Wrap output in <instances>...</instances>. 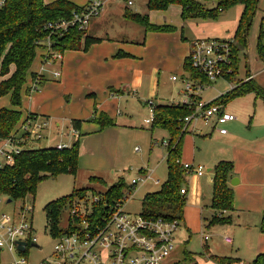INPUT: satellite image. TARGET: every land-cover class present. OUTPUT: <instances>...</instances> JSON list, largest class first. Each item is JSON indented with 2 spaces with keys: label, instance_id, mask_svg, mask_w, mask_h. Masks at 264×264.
<instances>
[{
  "label": "rangeland",
  "instance_id": "374dc122",
  "mask_svg": "<svg viewBox=\"0 0 264 264\" xmlns=\"http://www.w3.org/2000/svg\"><path fill=\"white\" fill-rule=\"evenodd\" d=\"M71 1L77 5H86L91 0ZM104 1V10H109L115 13L114 15L116 17H119L117 21L119 25L115 26L116 29L118 31L125 29L126 32L125 39H119L124 41L116 42L115 44L119 45L117 53L119 51H125L132 56L133 54L142 53L141 49L143 45L139 46L137 42L145 34V29L138 22H131L132 20L125 17L128 20L127 22L121 17V12L126 11L124 8L126 2L122 0ZM147 1L133 0V6L126 8L131 12L136 13L139 11V13L143 12L144 14L147 12ZM199 1L204 2L208 7H212L214 3V0ZM152 11V21L149 20V22L151 25L157 27L165 26L162 24H165L167 20L173 23L179 22L180 20L179 13L177 12L178 7L176 6L170 8L168 12L160 10ZM241 11V5L237 4L221 12L215 19H198V21L208 23L210 29L218 32L217 35L211 37L212 39H231L229 34L233 32L232 26L235 22H238ZM172 28H175L174 32L156 31L154 33L160 35H175L177 27L173 26ZM177 33L181 37V30ZM225 35L229 37H223ZM167 39H170L168 42V46L170 47L174 36H170V38H167V36L151 38L150 41L145 39L147 43L145 56L138 60L143 62L144 65L159 66L163 69L159 96L156 98V94L151 99L156 104L169 101L177 94V90L180 87V84L172 81L173 75H180V67L177 68V64L172 66L171 61H167V54L162 50L163 45H165L164 40ZM259 43L264 46V0H259L257 10L252 17L251 25L247 32L246 44H248V48L239 54L240 64L236 80L227 81L224 78H220L212 82L202 92L204 101H211L221 94L229 92L238 81L241 79L244 80L249 73L255 74V85L264 87V59H259ZM239 47H243L241 42ZM108 48V46H102L99 48V51L104 52ZM261 51V54L264 55L263 48H261ZM74 52L65 51L64 56ZM44 53L45 50L42 47L38 48L36 60L31 68L34 73L39 71L42 64L41 58ZM132 60L133 58H122L121 60L105 61L94 58L90 63L88 62L86 68L89 75L85 74L83 70L81 71L80 66L76 67L68 76L62 79L60 78L59 80L53 78L50 75L51 73L46 71L44 72L46 81L41 83L39 91L34 93L32 101L29 99L27 88L31 86L33 79L30 73H28L27 82L22 90V105L14 108L22 111L23 117H27L28 114L33 113L38 115L40 119L48 120L49 126L47 138L28 144L26 149L32 147H50L60 141L66 142L68 145H73L80 136L81 147L84 144L90 146L88 153L93 152L91 158L85 159V156H83V162L88 166H92L94 172H96L95 174H100L107 182V184H104L102 179H97V181L95 180L96 182L90 183L91 177L89 178L85 172H79L77 176L70 173H63L55 178L49 176L40 182L34 198L29 196L26 200H18L8 204V197L0 195L2 202L0 204V214H12L15 211H19L25 205H30L33 208L30 215L33 233L34 237L38 239V246L42 247V249H39L30 245L27 256L33 264H39L44 259H51V255L54 253V247L57 244V240L49 232L47 223L45 207L49 203L71 197L75 187H87L78 190L76 195L68 200L62 209L60 228L64 229L68 223L73 224L72 219L69 218L73 204L82 203L84 206L89 207L92 203V198H94L92 196H97L100 197V200L99 203L94 205L95 213L100 205H102L101 207L104 205L115 206L119 199L108 200L106 196L108 187L117 183L121 178H124L126 183L125 189L128 192L131 189L129 184L132 178L137 176L138 170L141 168L146 169L149 167L152 169L159 165L155 173L156 177L153 176L155 180H151L156 182L158 178L161 184H163L168 178V168L165 158L168 154L169 145L162 146V141L168 142L169 144V133L154 125V130L149 126H145V121L150 117L153 110L149 106H143L135 95L120 96L113 94V96H109L108 92L110 87H107L104 83V81L115 77L116 71L112 72V70L118 67L120 61H122L121 64L123 66H128ZM47 67L50 70H58V66L54 68L52 63L48 64ZM203 81L205 82V80ZM161 97L164 100L160 99ZM11 107L12 104L9 96L0 97V111L3 108ZM226 111L237 116V120L233 124L235 130L230 132L241 137H250L256 131L254 128L255 125L264 122V101L257 97L255 92L233 99L232 103L226 107ZM103 112L107 113L114 120H116V117L118 118V126H115L113 132L106 135L101 133L100 126L101 128L103 126L98 122ZM73 120H80L82 122V129L80 131L76 132L73 129ZM227 127L230 128L232 125L229 124ZM199 135V133L191 132L185 134L180 159L184 163L186 161L191 163L193 162L192 159H194L198 164L200 163L205 166V172L208 175L202 178L205 199H201L200 205L191 207V211L187 209L186 204L182 222H186L187 228L182 223L181 228H179L174 236L175 247L172 255L163 264L170 262L172 264L173 261L176 264H197V262L198 264H207L200 257L207 251V248L215 256L229 257V259L225 258L227 259V264H233L238 260L245 264H252L259 254L264 253V234H262L259 227L264 212L262 211L264 208V191H261L258 197L253 196L248 199L240 197L239 205L237 207L235 205L236 213H233L235 210L232 212H219V214L222 213L223 215L221 218L229 217L231 218V222H216L214 225H209L214 214L210 207L213 184L208 181L210 174L205 164L207 156L217 150L219 147L216 146L219 144H210L208 141H204L203 138H197ZM120 136V153H116V149L113 150V146L114 142L116 143ZM102 141L106 142V146H102ZM103 168L105 169L103 170ZM91 176H94V174ZM235 178L239 179V177ZM193 180V176L187 178L185 187L187 185L191 187ZM154 182L149 181L144 185L139 184L132 191L135 193L134 199L125 203L126 211L132 214L142 212V202L147 193L158 191L161 188V184H155ZM243 187L240 184L236 188L239 189L238 191H241ZM251 190L254 192L256 189L251 188ZM186 198L188 202V195H186ZM205 220L208 221V224H204ZM205 232L212 236L211 241L204 242L203 237ZM227 236H231L234 239L233 247L225 243L224 239ZM188 257L191 258L189 259ZM14 260V255L7 251H2L1 264H13ZM200 260H202L201 263Z\"/></svg>",
  "mask_w": 264,
  "mask_h": 264
},
{
  "label": "trees",
  "instance_id": "16d2710c",
  "mask_svg": "<svg viewBox=\"0 0 264 264\" xmlns=\"http://www.w3.org/2000/svg\"><path fill=\"white\" fill-rule=\"evenodd\" d=\"M259 0H214L212 7H208L199 0H148L149 10H166L170 5H179L182 8L184 19L197 18L209 19L217 18L218 13L234 6L243 5L244 12L241 18L239 30L245 38L248 26L251 21ZM82 7L69 0H56L46 3L45 0H5V5L0 8V97L11 95L13 107L22 105V90L27 82L28 73L37 57L38 42L45 40L49 32L45 30V25L49 21L66 19L71 17L73 11ZM132 19L140 24H144L147 30L167 31L168 26L157 27L147 24L146 19L140 16H132ZM85 38V47L96 42L95 39L84 37L83 33L72 29L64 37H54V48L65 52L70 49H80L82 39ZM233 46V44H232ZM232 74L234 76L238 69L237 50L233 46ZM261 53V51H260ZM192 76L200 77L187 61ZM34 73H31L33 76ZM35 77V76H34ZM205 80V79H204ZM29 90L27 91V93ZM251 92L264 100V91L254 80L241 83L226 94L212 101L216 104H228L238 96ZM155 117L154 126H161L169 131L170 141L168 149V178L162 184L161 189L155 193L147 194L142 202V214L145 217L163 216L168 219H183V211L187 204L186 195L181 194V189L187 184V176L184 168L177 162L181 157L183 138L186 132H182V120L190 113L186 106L154 105ZM36 114H28L33 117ZM23 118L20 111L3 108L0 111V139L4 140L17 132L19 126L27 119ZM100 118L101 125H112L111 120ZM73 129L77 132L81 130L82 122L74 120ZM182 133V134H181ZM80 157V142L77 140L71 147L58 150L56 147H45L39 149H24L17 155L15 162L11 166L0 169V195L8 197L14 201L26 200L27 197L36 195L40 182L48 178L57 177L63 173L76 174L78 170V160ZM213 195L211 208L215 211L209 225L217 223H229L231 218H221L223 212H232L234 208V191L229 186V178L234 171L231 162H220L214 169ZM93 180V179H92ZM126 188L125 179L121 178L112 185L106 192L108 200L119 199L124 195ZM78 190L69 198L53 201L45 207L49 232L53 237L62 234L60 228L62 209L66 202L70 200ZM99 206L96 214L100 220L107 206ZM33 211V208H32ZM219 212H222L219 214ZM260 231L264 234V213L260 222ZM189 258V257H188ZM191 258V257H190ZM189 258V259H190ZM216 264H227L225 258L211 257ZM2 262V251L0 250V264ZM252 264H264V254L258 255Z\"/></svg>",
  "mask_w": 264,
  "mask_h": 264
},
{
  "label": "built area",
  "instance_id": "2783aa9c",
  "mask_svg": "<svg viewBox=\"0 0 264 264\" xmlns=\"http://www.w3.org/2000/svg\"><path fill=\"white\" fill-rule=\"evenodd\" d=\"M128 4L131 5L132 1L128 0ZM4 5L5 0H0V8ZM104 5V0H91L86 6L73 11L71 17L49 21L45 25L49 34L45 40L38 42V47L45 50L42 67L28 89L30 94L39 91V86L45 78L44 72H50L55 79L61 78L60 70H50L47 67L50 63L55 65L63 61L64 54L54 48L53 38L64 37L72 29L83 33L85 37L92 21L102 14ZM232 48V42L229 40L197 39L192 42L189 62L200 77L189 79L184 85L180 106L188 107L190 113L182 120V132H187L193 123L203 122L221 135H227V125L236 121L237 117L227 112L223 104L201 99L205 83L210 84L232 74ZM202 79H205V82ZM148 104L154 109V101L150 100ZM153 114L154 110L146 123H152ZM48 126L46 119H40L38 116L27 117L17 132L0 143V169L13 165L17 155L26 149L28 144L46 139ZM163 145L169 144L163 141ZM55 147L63 150L70 146L58 144ZM177 162L184 168L188 178L204 173L201 167L195 168L183 163L181 159ZM150 179L149 173L138 170L137 176L129 184L131 189L128 192L125 189L121 200L103 211L105 213L100 216V220L96 217L99 214L94 211V205L99 203L100 197L92 196L94 198L89 207L82 203L73 204L71 216L69 213L73 224L68 223L62 234L53 237L57 244L51 259H44L39 264H163L172 255L175 247L174 236L182 221L163 216L145 217L142 213L132 214L125 209V203L134 199L135 193L132 191ZM187 193L186 187L181 189L182 195ZM31 212L32 206L25 205L12 214H0V250L14 255L13 264H33L27 256L30 245L42 249L37 244L38 239L34 237ZM204 239L208 241L209 236L205 235ZM224 241L226 244H233L231 236L225 237ZM18 242L27 244L24 252L18 249ZM233 264L245 263L235 261Z\"/></svg>",
  "mask_w": 264,
  "mask_h": 264
},
{
  "label": "crops",
  "instance_id": "0c3cea01",
  "mask_svg": "<svg viewBox=\"0 0 264 264\" xmlns=\"http://www.w3.org/2000/svg\"><path fill=\"white\" fill-rule=\"evenodd\" d=\"M54 1H56V0H53V1L45 0L46 3H52ZM69 1H71V0H69ZM122 1L126 2V5H127V6L125 5V7H124L126 11L121 12V17H123V19L125 21L128 22V20L125 19V17L126 18L128 17L130 20H132L131 22H133L135 20L132 19V16H140V17L146 19L147 24H150L149 20L152 21L151 20V14H153L152 10H149L147 8V12L144 14H143V12L139 13V11H137L136 13L131 12L126 7L133 6V4H134L133 0H131L132 1L131 5L128 4V0H122ZM71 2L74 3L73 1H71ZM147 3H148V1H147ZM86 5H78V6L84 7ZM146 6H147V4H146ZM174 6L178 7L177 12L179 13V16H180L179 22L173 23V22L167 20V21H165V24H162V25H165V26H168L171 28L170 30L163 31V32H171V31L174 32L175 28H172V27L176 26L177 31L175 32L176 33L175 35L156 34V33H154V32H156L155 30H147L146 25L139 23L140 25H142L144 27V29H145L144 33L146 34V35L143 34L142 38H140V41L137 42L139 44V46L143 45V47L141 49L142 53L133 54V56L128 54V52L126 53L125 51L124 52L119 51L117 53V48L119 45H115V44H116V42L124 41V40H119V39H125L124 36L126 35V32H125V29L120 30V31H118L116 29L115 26L119 25V24H117L119 17L118 16L116 17L114 15L115 13L110 12L109 10H103L102 14L92 21L91 27H90L89 31L87 32V35L85 36V37H88L90 39H95L97 41L88 45L87 47H85V38H83L81 41L82 45H81L80 49L66 50V51H75V52L71 53L70 55L67 54L66 56H63L62 63L55 64L52 66H54V68L58 66L57 69L61 71V79H62L65 76H68L70 73H72L76 67H80V66H81V71L83 70L85 72V74L89 75L88 70L86 68L88 66V62L90 63V61L94 58L96 60H105V61L121 60L122 58H133V60L131 61V64L128 66H126V65L123 66L121 64L122 61H120L118 67H116L115 70H112V72L116 71L115 77L111 78L108 81H104V83L107 85V87H110L109 92H108L109 96L110 95L113 96V94L120 95V96L135 95L139 99V101L141 102V104L143 106H149V108H151L148 103L154 97V95L157 94L156 98H158V96H159L160 88H161V73H162L163 69H161L159 66H154V65H149V64L144 65L143 62H140L138 60L145 56V49H146V44H147L145 39H148L150 41L151 38H161V36H167V38H170V36H174V39L172 40L173 42L171 43L170 47L168 46V42L170 41V39L164 40L165 45H163L162 50L165 52V54H167V61H171L172 66L177 64V68L180 67V75H173L172 76V81L180 84V87L177 90V94H175L169 101H163V102L157 103V104L154 102V105L155 106L156 105H163V106L180 105V102H181L182 97H183L185 82L189 79L195 78L194 76H192V73H191L189 67L187 66V63H188L187 61L189 60L192 42L194 40H197V39H212L211 37L214 35H217L218 32L210 29L208 23L199 22L197 18L184 19L182 17V8L179 5H170L166 10H160V11L168 12L169 9L174 7ZM104 7H105V5H104ZM241 7H242V11H241L240 18H239L237 23L235 22V24H233V26H232L233 32H231L229 34L231 39H221V40L231 41L233 46L237 50L238 69H237V72L234 76H232L230 78H228V77L224 78L227 81H233V79L236 80V77H237L238 72H239V64H240L239 54H240V52H242L248 48V44H246V39H247V32L249 30V26L251 25V21H250V24L248 26V30H247V32L245 34V38H244L241 35L242 32H240V30H239V27L241 24V18H242L243 12H244V6L241 5ZM257 7H258V4H257ZM257 7H256V10H257ZM225 10H223L222 12H224ZM256 10H255V12H256ZM220 13H218V15ZM252 17H251V20H252ZM114 19H116V20L114 21ZM135 22H137V21H135ZM157 24H161V23H157ZM179 30H181V37H179V35L177 33ZM235 32H236V34H235ZM229 36L225 35L223 37H229ZM215 39H218V38H215ZM132 41H138V40H132ZM240 42L243 45L242 48L239 47ZM159 43H161V42H159ZM111 44H113V45H111ZM102 46H108L109 48L104 52H100L99 48ZM260 46L263 49H264V46L261 43H259L258 54H259V59L262 60V59H264V55L261 54L262 51H261ZM260 51H261V53H260ZM112 58H115V59H112ZM41 62H43V57L41 58ZM41 67H42V64H41ZM41 67H40V69H41ZM40 69L38 72H40ZM38 72L34 73L33 70L30 71V75H31V73H34V75L32 76V79H34V76H36V74ZM50 75L52 76V74H50ZM249 78H251V79H249ZM203 80L204 79H202V81ZM248 80H254V82H255L256 81L255 74L253 75V74L249 73L248 76L244 80L241 79L240 81H238L230 90H232L236 86L240 85L241 83L247 82ZM44 81H46L45 78H44ZM210 84L205 83V88L208 87ZM258 87H260L264 91V87H262V86H258ZM29 88L30 87L27 88V91ZM88 89H90V88L88 87ZM226 93L227 92L221 94L220 96H222ZM28 94H29L30 101H32L34 94H30L29 92H28ZM7 96H9L11 98V95H7ZM220 96L216 97L215 99L219 98ZM176 98H177V100H176ZM160 99H163V97H161ZM201 99H203L202 95H201ZM215 99L211 100L210 102L214 101ZM152 101H154V100H152ZM232 101L226 105L223 104L225 106V110H226V107L230 103H232ZM7 109H14V110L20 111L17 108H14L13 106L11 108H7ZM101 110H102V108H101ZM152 110H154V109H152ZM20 112L23 114L22 111H20ZM229 113H231V112H229ZM101 116L106 117L108 120H111V122H112V125H107V126H104L103 128H101V126H100L101 133L103 135H106L110 132H113V128L115 126H118V124H117L118 118L116 117V120H114L105 112H103V114ZM151 117H152V113L148 119H150ZM154 117H155V111L153 114V118ZM23 118H25V116ZM102 119L106 120L104 118H102ZM234 122L229 123L230 125H232V127H230V128L227 127V129H228L227 135H221L219 132H217L215 129H213V127L208 126V125L204 124L203 122L193 123L189 127L186 134L189 132L199 133L200 135L197 138H203L204 141H208L210 144L211 143L212 144H219L216 146L219 148L207 156V160H206V164H205L206 167L208 168L207 171L210 174L209 175L210 178L208 179V181L210 183L213 184V177H214L213 169L220 162L227 161V162H231L233 164L234 171L232 172V175H230L229 186L233 189V191L236 192L234 194V208H235V205H236V207H237V205H239V201L241 200L240 197H242L244 199H246V198L248 199V198H251L253 196L258 197V194L261 193V191H264V122L259 123V124L257 123L255 125L254 128L256 131L250 137H245V136L241 137V136H238L237 134H235L233 132H230V131L235 130V126H233ZM153 125H154V120L150 124L146 123V121H145V126L151 127L152 130H154ZM156 127L164 129L169 133V131L167 129H165L161 126H156ZM81 129H82V127H81ZM257 130H258V132H257ZM251 138H253V139L251 140ZM78 140H79V142L81 141L80 136H79ZM120 140H121V136L118 138L116 143L114 142L113 150L116 149V153L117 152L120 153V146H121ZM101 143H102L103 147L106 146L105 141H102ZM58 144H67V143L60 141L56 144L51 145L50 147H55ZM195 145H196V141H195ZM162 146H165V145H163V141H162ZM39 148H45V147H32L31 149H39ZM89 148H90V146H87L85 144L83 145V147H81V143H80V157L78 160V170H77V173L75 174V176H77L79 172H82V173L85 172V173H87L89 178L91 177L90 183L96 182L97 179H102L103 183L107 184L106 180L104 178H102L100 176V174H95L96 172H94V168H92V166H88L87 164H85L83 162V156H85V159H87V158H91V156L93 154V152L88 153ZM167 158H168V154L165 158L166 163H167ZM192 160H193V162H191V163L186 161V164H189L195 168L201 167L204 170V173L200 176L194 175L193 176L194 180H193L192 186L190 187L189 185H187V187H186L188 189V193H187L188 202H187L186 207L190 211H191V207H193L194 205H200L201 199L202 200L205 199V196L203 194L202 178L208 176L205 172V166L200 164V163L198 164L194 159H192ZM158 166L159 165H157V167L152 168V169H150L148 167L146 169L141 168L139 170H141V172H144V173H149L151 175V179H154L153 176L156 177L155 173H156ZM167 168H168V163H167ZM104 169L105 168H103V170ZM92 174H94V176H91ZM235 177H239V179L235 178ZM151 179L149 181L154 182L155 179L154 180H151ZM234 179L236 181V184L232 185V181ZM157 181H159V183H157ZM154 183L160 185L161 181L157 178L156 182H154ZM240 184H242V186H244V187H243V189H241V191H238L239 189L236 187H238V185H240ZM111 186H109L108 188H110ZM161 186H162V184H161ZM84 188H87V187L78 186V188L75 187V190H80V189H84ZM212 188H213V186H212ZM251 188H255L256 190H254V192H252ZM155 192H157V191H155ZM155 192H152V193H155ZM147 194H149V193H147ZM212 195H213V189H212ZM212 195H211V205H212ZM185 210L183 211V213H185ZM211 210H213V209L211 208ZM262 211H264V208L262 209ZM213 212H215V211L213 210ZM233 213H236V210ZM204 222H205L204 224H208L207 220H205ZM182 223L187 228L186 222L184 221ZM181 226H182V224H181ZM207 227H208V225H207ZM205 235L209 236V240L205 241V239L203 237L204 242H209L212 240V236H210L206 232H205L204 236ZM228 245H230V244H228ZM230 246H232V247L234 246V239H233V244H231ZM206 250L207 251L200 256L201 259L204 260L205 263H207V264H216L215 262H213L211 260V257H213L215 255L209 250V248H207ZM262 254H264V253H262ZM216 257H220V256H216ZM221 258H227V257H221ZM227 259H229V257ZM230 259L236 260L234 258H230ZM202 260H200V263L202 262ZM238 261H240V260H238ZM173 263L176 264L174 261L172 262V264ZM168 264H171V262ZM197 264H198V262H197Z\"/></svg>",
  "mask_w": 264,
  "mask_h": 264
},
{
  "label": "water",
  "instance_id": "95a60500",
  "mask_svg": "<svg viewBox=\"0 0 264 264\" xmlns=\"http://www.w3.org/2000/svg\"><path fill=\"white\" fill-rule=\"evenodd\" d=\"M2 142V140L0 139V143ZM236 181L235 179L232 181V185H235ZM13 200L9 199L7 200L8 204H11ZM18 249L22 252H24L26 250L27 244L25 242H18L17 243Z\"/></svg>",
  "mask_w": 264,
  "mask_h": 264
}]
</instances>
